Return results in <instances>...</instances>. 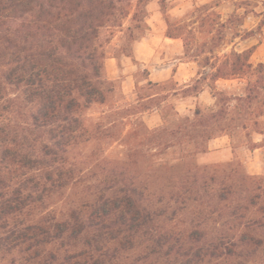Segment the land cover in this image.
Segmentation results:
<instances>
[{"label":"rangeland","instance_id":"1","mask_svg":"<svg viewBox=\"0 0 264 264\" xmlns=\"http://www.w3.org/2000/svg\"><path fill=\"white\" fill-rule=\"evenodd\" d=\"M141 7L140 29L129 17L122 32L105 33L111 38L105 70L116 92L85 113L102 126L75 154L87 163L88 182L47 209H76L88 185L116 177L133 183L143 205L162 214L159 226L174 247L138 262L151 247L140 238L122 264H178L176 241L190 248L198 238L242 234L246 241L233 256L199 264H264V149L253 151L256 143L264 146V89L251 104L239 100L256 82L264 84V0H151ZM148 41L151 52L141 45ZM218 72L224 78L215 80ZM227 176L225 185L241 193L221 204L192 187L215 177L216 189ZM244 176L259 180L243 182Z\"/></svg>","mask_w":264,"mask_h":264},{"label":"trees","instance_id":"2","mask_svg":"<svg viewBox=\"0 0 264 264\" xmlns=\"http://www.w3.org/2000/svg\"><path fill=\"white\" fill-rule=\"evenodd\" d=\"M148 1L0 0V264H122V254L140 238L151 247L138 262L173 252L171 237L159 226L162 214L144 206V195L119 178L88 185L76 209H47L67 189L88 182L87 163L75 154L102 126L85 113L116 92L105 70L111 42L105 33L122 32L129 17L140 29L141 6ZM221 78L218 72L215 80ZM261 81L239 100L251 104L254 92L264 89ZM229 180L215 189L217 179L210 177L192 187L221 204L241 193L225 185ZM235 236L205 243L198 238L190 248L184 239L176 241L182 261L175 263L231 257L246 241L244 234Z\"/></svg>","mask_w":264,"mask_h":264},{"label":"crops","instance_id":"3","mask_svg":"<svg viewBox=\"0 0 264 264\" xmlns=\"http://www.w3.org/2000/svg\"><path fill=\"white\" fill-rule=\"evenodd\" d=\"M141 45L146 46L145 48L147 49V52H151V50H153V46L151 45V43L149 41L147 42V44L141 43ZM258 144L256 143V146L253 149V151H262L264 149V146H261L260 144L259 145Z\"/></svg>","mask_w":264,"mask_h":264}]
</instances>
